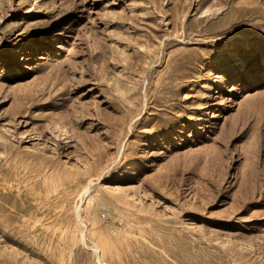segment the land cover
I'll return each instance as SVG.
<instances>
[{
	"label": "rangeland",
	"instance_id": "1",
	"mask_svg": "<svg viewBox=\"0 0 264 264\" xmlns=\"http://www.w3.org/2000/svg\"><path fill=\"white\" fill-rule=\"evenodd\" d=\"M0 264H264V0H0Z\"/></svg>",
	"mask_w": 264,
	"mask_h": 264
}]
</instances>
